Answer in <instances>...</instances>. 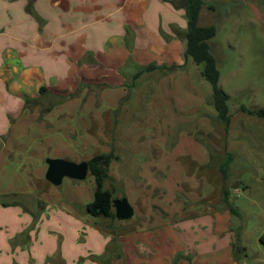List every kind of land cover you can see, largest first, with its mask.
<instances>
[{
    "label": "crops",
    "instance_id": "crops-1",
    "mask_svg": "<svg viewBox=\"0 0 264 264\" xmlns=\"http://www.w3.org/2000/svg\"><path fill=\"white\" fill-rule=\"evenodd\" d=\"M175 5L184 7V0H0V264H48L49 259L55 261L51 264H239L249 246L241 243V256L237 254L241 237H235L229 222V207L214 213L200 208L173 223L163 217L153 225L129 228L120 222L104 229L100 224L103 219L86 215L90 223L85 226L73 211V204L83 197L75 184L68 182L71 204L64 211L57 207L55 185L44 182L46 156L74 160L76 154L88 152L90 144L99 142L90 133L91 115L97 119V132L105 144L102 152L111 151L106 148V125L113 135L121 134L116 112L130 80L144 77V84L135 83L138 87L156 81L165 85L160 93L153 95L154 90H150L154 97L148 102L144 100L148 93L139 95L138 103L145 101L149 106L146 111L134 106L128 114L135 119L139 112L146 122L152 121L146 126L150 133L155 130L154 120L165 117L166 99L178 97L177 105L184 106V98L189 101L194 96L187 91L186 67L191 63L185 57L188 20L179 17ZM170 16L178 17L167 21L173 18ZM151 64L156 67L147 70ZM173 65L183 70L170 74L161 70ZM151 75L155 79H147ZM89 83L104 87L98 93L83 88L73 94ZM159 100L165 102L161 108ZM143 129L145 137L149 136ZM195 154H203L201 162H210L206 150ZM33 159L39 161L35 164L38 176L33 175ZM230 162H235L232 156ZM221 165L227 182L231 166L224 176ZM88 178L92 186L95 180ZM90 192L81 206L93 201ZM36 199L53 207L42 211ZM179 210L183 211V205ZM176 214L174 209L171 216ZM185 221L189 223L187 237L188 230L182 226ZM91 224L106 235L90 230ZM15 234L21 236L17 244L14 241L21 253L10 256L6 245ZM221 239H225V247L217 251ZM258 243L261 250L264 233L259 234ZM111 247V256L105 255ZM27 251H33L35 257L24 255Z\"/></svg>",
    "mask_w": 264,
    "mask_h": 264
},
{
    "label": "rangeland",
    "instance_id": "rangeland-1",
    "mask_svg": "<svg viewBox=\"0 0 264 264\" xmlns=\"http://www.w3.org/2000/svg\"><path fill=\"white\" fill-rule=\"evenodd\" d=\"M175 11L180 18L187 21L184 7L176 6ZM177 17L166 20L170 21ZM199 25L216 27V34L210 42L220 70L219 86L229 94L228 105L231 114L229 126L225 127L216 117L217 111L211 98L212 85L201 75L203 66L193 63L192 59L186 67L190 84L187 91L194 93V96H190L189 101L188 97H185L184 106L177 105L175 98L178 97L166 99L167 104L163 113L165 117L154 120L155 123L152 124L155 130L151 133L146 126H151L152 121L146 122L139 112L136 113L138 117L135 119L131 114L128 117V114L134 106L139 108L137 110L141 109V112L146 111L149 108L146 102L154 97L156 91L160 93L165 85L159 86L160 81H156L148 86H136L135 83L141 85L146 82L144 77L127 82L126 94H123L116 112L120 117L116 118V122L120 125L121 134L113 135L110 125H106L108 139L106 148H110L117 155V159L110 165L105 185L113 190L115 198H131L135 212L129 220L98 218L104 220L100 223L102 228L111 229L120 222L133 228L145 224L153 225L158 220H163V217L173 223L177 218L184 219L189 214L197 213L200 208L211 213L221 212L228 209L225 203L226 188L229 192V201L235 210L231 212L229 222L232 224L235 237H241V240L237 241V254L241 256V243L249 246L247 252H243L244 255L240 257L239 264H264V247L260 250L258 243L259 234L264 233V119L250 115L240 108L242 105L252 110L264 107V0H204ZM163 69H166L165 72L169 71L168 74L183 70L179 68L161 70ZM155 77L151 75L147 79ZM103 87V84L89 83L87 87L76 88L73 94L80 93L83 88L98 93ZM152 89L153 95H150L148 92ZM167 92L170 95L172 90L168 88ZM145 94L146 102L138 103L139 95ZM132 95L134 96L131 97ZM155 97L156 100L160 99L158 94ZM158 103L161 108L165 102L159 100ZM178 106L181 107L180 110ZM112 111L110 109V112ZM89 128L90 133L99 139V142L96 140V143L90 144L88 152L76 154L74 160L64 159L81 162L102 153L105 144L98 135V122L93 115L90 117ZM142 129L150 135L145 137ZM2 146L3 142L0 140V154ZM205 150L209 155V163L201 162L204 160L203 154H195ZM228 152L235 162L229 164L230 176L226 182L219 166L228 157ZM48 158L57 157L46 156L44 163ZM38 162L37 159L31 162L35 169L34 176H38L35 167ZM166 178L168 183L165 181ZM200 178H203L201 182ZM156 180L163 181L161 183L164 185ZM44 182L47 185L51 183L47 179ZM68 182L75 184L83 196L82 199L80 197L78 204L73 202L71 206L86 226L90 223L86 215L90 214L85 210L86 205L81 204L86 201L89 191H91L89 196H94L95 183L91 186L89 178L72 180L66 177L62 184L54 186L53 190H56L58 195L57 207L64 211H68L66 207L71 204L68 198ZM160 195L161 199L158 198ZM35 202L42 206V211H46L47 207H53L41 199H36ZM182 205L184 213L178 211V207ZM174 209L178 214L173 218L171 215ZM40 216L41 214L37 215ZM51 217L55 218L54 215ZM183 225L188 230L185 235L187 237L189 223L185 221ZM89 229L106 235L92 224ZM20 239L21 236L15 234L13 241H9L6 247L10 249L5 250L8 255L16 256L21 253L15 249ZM14 241H17L16 244ZM218 243L217 251H221L225 247V239L219 240ZM5 251L2 254L7 256ZM105 252V255L111 256L112 247L107 248ZM30 254L35 257L33 251H27L24 255ZM44 255L45 252L42 251L41 258ZM36 258L39 261L38 254ZM48 261V264L55 262L53 259Z\"/></svg>",
    "mask_w": 264,
    "mask_h": 264
},
{
    "label": "trees",
    "instance_id": "trees-1",
    "mask_svg": "<svg viewBox=\"0 0 264 264\" xmlns=\"http://www.w3.org/2000/svg\"><path fill=\"white\" fill-rule=\"evenodd\" d=\"M204 6V0H184L188 25L185 34V57L192 59L197 65H202V76L212 85V100L214 107L218 113L219 119L229 126L231 122L230 108L228 105L229 94H227L220 86V70L217 66V61L213 55L211 38L216 34V27L213 25H199L201 9ZM156 65L151 64L146 67L147 70H152ZM182 67V66H180ZM177 65L165 66V68L176 69L180 68ZM241 110L250 115L258 116L264 119V107L258 110L248 109L242 105ZM231 154L222 163L221 170L226 175L230 164ZM117 156L113 151L108 153H98L91 157L88 161L89 175L94 178V199L85 206V210L92 216L101 218H113L117 220L115 214V206L113 204L114 192L106 187V180L109 177V169L113 160ZM225 202L230 210L235 211L229 201V194L225 191ZM8 202H3L7 205Z\"/></svg>",
    "mask_w": 264,
    "mask_h": 264
},
{
    "label": "water",
    "instance_id": "water-1",
    "mask_svg": "<svg viewBox=\"0 0 264 264\" xmlns=\"http://www.w3.org/2000/svg\"><path fill=\"white\" fill-rule=\"evenodd\" d=\"M46 179L53 185L62 184L64 178L73 180H84L89 175L88 161L75 162L64 158H48ZM116 218L129 220L134 215V208L127 197L116 198L113 201Z\"/></svg>",
    "mask_w": 264,
    "mask_h": 264
}]
</instances>
